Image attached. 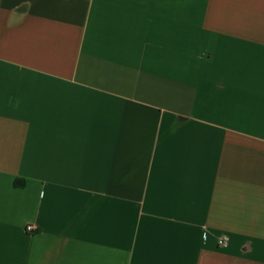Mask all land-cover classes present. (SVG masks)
Masks as SVG:
<instances>
[{"label":"crops","instance_id":"obj_1","mask_svg":"<svg viewBox=\"0 0 264 264\" xmlns=\"http://www.w3.org/2000/svg\"><path fill=\"white\" fill-rule=\"evenodd\" d=\"M0 264H264V0H0Z\"/></svg>","mask_w":264,"mask_h":264},{"label":"built area","instance_id":"obj_2","mask_svg":"<svg viewBox=\"0 0 264 264\" xmlns=\"http://www.w3.org/2000/svg\"><path fill=\"white\" fill-rule=\"evenodd\" d=\"M228 242H229V236L228 235H222V236H220V238L218 240V243L221 246L227 245Z\"/></svg>","mask_w":264,"mask_h":264},{"label":"trees","instance_id":"obj_3","mask_svg":"<svg viewBox=\"0 0 264 264\" xmlns=\"http://www.w3.org/2000/svg\"><path fill=\"white\" fill-rule=\"evenodd\" d=\"M16 185H19L20 183H19V181H16V183H15Z\"/></svg>","mask_w":264,"mask_h":264}]
</instances>
